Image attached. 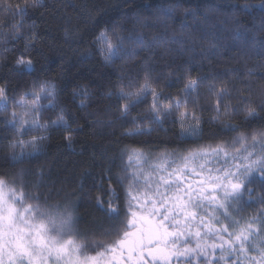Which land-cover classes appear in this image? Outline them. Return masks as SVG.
<instances>
[{
    "label": "snow or ice",
    "instance_id": "6c2138e0",
    "mask_svg": "<svg viewBox=\"0 0 264 264\" xmlns=\"http://www.w3.org/2000/svg\"><path fill=\"white\" fill-rule=\"evenodd\" d=\"M43 7L44 0H24L22 4L0 0V12L5 14L0 21V36L7 39L11 35L15 41L24 37L25 50L35 49L37 26L33 22L26 30L24 24L29 8ZM238 7L251 14L255 6ZM258 7L264 10V0ZM160 12L170 15L171 9L162 7ZM17 16L21 19L15 23L7 19L16 20ZM148 26L145 21L144 27ZM8 27L11 32L5 33L3 29ZM123 31V24L114 23L95 35L93 45L104 64L138 54L135 48L122 46L124 39L144 45L142 34L124 37ZM234 36L241 39L244 33L237 30ZM260 49L264 50V42ZM35 63L32 55L22 53L9 66L10 74L28 75L30 81L13 84L10 78L0 77V113H7L0 118V133H5L0 135V142L7 141L2 146L10 150L7 159L11 162L38 155L52 130L62 131L69 147L77 131L75 121L60 106L63 101L58 104L56 84L48 77L34 75ZM150 68L147 60L143 68L124 65L123 74L104 93L108 100L115 97V112L99 109L109 119L94 123L111 126L114 119H119L122 127L129 126L121 137H136L170 121L179 125L182 138L201 140L205 121L203 109L197 108L198 85L207 77L192 78L189 73L183 87L172 94L159 86V77H154ZM246 75L253 73L249 70ZM181 78L184 74L177 80ZM237 80L249 95L240 94L234 83L219 89L214 83L208 85L215 99L209 123L219 122L224 115L242 116V124L224 121L203 143L184 151L161 152L152 164L143 151L123 150L122 158L127 155L129 162L135 158L147 168L140 170L138 166L137 171L128 172L125 167V174L115 179L110 168L103 169L99 180H94L98 195L91 198L100 216L90 222L82 223L68 194L62 202L52 204L46 197L42 207L39 193L26 191L30 185L22 174L9 178L7 171L0 172V264H264V90L253 98L251 82L239 80V76ZM72 97L74 103L78 99V108L86 109L91 106L93 93L84 87L74 90ZM9 102L21 111L8 112ZM141 105L144 112L137 111ZM45 111L55 119H45ZM257 121L260 123L252 127ZM241 126L243 131L239 130ZM27 132L39 135L24 140ZM118 190L123 192V205ZM26 200L31 202L25 204ZM20 205H24L22 214ZM246 208L251 211L246 212ZM81 224L83 228L78 227ZM66 230L74 231L78 238L61 241ZM97 235L109 239L89 242V237Z\"/></svg>",
    "mask_w": 264,
    "mask_h": 264
},
{
    "label": "trees",
    "instance_id": "16d2710c",
    "mask_svg": "<svg viewBox=\"0 0 264 264\" xmlns=\"http://www.w3.org/2000/svg\"><path fill=\"white\" fill-rule=\"evenodd\" d=\"M18 2L22 4L24 0H11L12 4ZM260 3L261 0H44L45 7L37 10L29 8L24 28L27 30L28 25L35 22L39 32L36 47L29 52L25 50L24 37L15 41L11 35L7 39L0 36V53H4L0 55V77L10 78L13 84L30 81L32 77L28 75L20 77L10 74L9 66L22 53L32 55L36 62L34 75H39L41 79L48 77L56 84L58 104L63 101L60 106L75 121L73 127L77 131L69 147L64 142V133L52 130L43 141L38 155L26 156L19 162L7 159L10 150L2 146L7 141L0 142V172L7 171L9 178L12 174H22L30 185L26 191L39 193L42 207L45 206L46 197L47 203L52 204L62 202L68 194L76 204V214L81 217L82 223L99 217L100 213L91 200L98 195L94 180H99L103 169L110 168L114 179L125 174L122 171L125 167L132 172L129 164L138 161L133 158L129 162L127 155L122 158L123 150L143 151L145 157L149 158L148 163L152 164L161 152L184 151L203 143L224 121L242 124V116L224 115L219 122L209 123V117L214 114L210 106L215 99L208 85L214 83L219 89L234 83L241 90L240 94L247 96L249 93L237 80L239 76V80L251 82L253 98L264 90V77L261 75L264 74V50L260 49L264 42V10L258 7ZM244 4L255 6L250 9L251 14L240 11L238 6ZM162 7L170 8L171 14H162ZM4 18L5 14L0 12V21ZM7 19L15 23L21 18ZM145 21L148 27H144ZM114 23L124 25L121 33L124 37L142 34L145 42L141 45L124 39L122 46L125 49L135 48L138 54L104 64L95 51L93 39L101 29L111 28ZM237 30L244 33L241 39L234 36ZM3 31L10 33L11 29L4 28ZM5 47L8 49L6 53ZM145 60L151 66L152 75L159 77V86L166 93L175 94L182 88L189 73L192 78L201 75L207 77L198 85L200 98L197 108L203 109L205 121L201 140L182 138L179 125L170 121L153 126L154 130L149 134L136 137H121V132L129 126L122 127L119 119H114L111 126L94 123L109 119L101 115L99 109L108 108L115 112V97L108 100L104 98V93L108 85L115 83L117 77L123 74L121 68L124 65L143 68ZM249 70L253 75H246ZM181 74H184V78L178 81L177 77ZM84 87L93 93V99L90 107L80 109L76 106L78 99L76 103L73 102L72 93ZM231 103L235 105L237 101L233 99ZM7 111L19 113L21 110L13 108L9 102ZM137 111L144 112L145 106H139ZM5 115L7 113H0V118ZM43 115L45 119L49 116L55 119L50 111H45ZM259 123H253L252 127ZM239 130L243 131V126ZM6 134L12 137L11 130ZM33 135L39 133L27 132L23 139L30 140ZM37 183L41 185L39 188L35 187ZM104 186L107 188V181ZM72 193L75 195L72 196ZM118 194L123 205V192L118 190ZM29 202L26 200L25 204ZM20 207L24 209V205ZM245 211L251 210L246 208ZM78 227L84 226L81 224ZM60 238L64 241L78 237L74 231L66 230ZM93 239L99 241L109 237L97 235L88 238L89 242ZM80 242L84 243L82 239Z\"/></svg>",
    "mask_w": 264,
    "mask_h": 264
},
{
    "label": "rangeland",
    "instance_id": "374dc122",
    "mask_svg": "<svg viewBox=\"0 0 264 264\" xmlns=\"http://www.w3.org/2000/svg\"><path fill=\"white\" fill-rule=\"evenodd\" d=\"M155 162L156 161H154L153 163H155ZM129 165L131 167L132 172L137 171L138 170V166H139L140 170H143V169L147 168V165H144V163L140 164L139 161H132V165L131 164H129ZM23 212H24V209H22L20 207V213L22 214ZM60 239H61V241H63L62 238H60Z\"/></svg>",
    "mask_w": 264,
    "mask_h": 264
}]
</instances>
